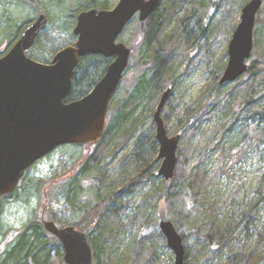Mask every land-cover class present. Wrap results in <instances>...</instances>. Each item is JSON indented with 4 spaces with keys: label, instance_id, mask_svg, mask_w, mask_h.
Instances as JSON below:
<instances>
[{
    "label": "rangeland",
    "instance_id": "obj_1",
    "mask_svg": "<svg viewBox=\"0 0 264 264\" xmlns=\"http://www.w3.org/2000/svg\"><path fill=\"white\" fill-rule=\"evenodd\" d=\"M58 1L0 0V49H5L11 39L15 43L26 26L40 13L50 18L49 25L42 32V38L27 52L28 56L35 60L44 58L48 62L44 59L37 61L51 63L59 49L74 44L77 39L73 30L79 13L78 4L65 0L67 9L63 10L55 5ZM118 1L109 0L111 8ZM249 1L180 0L176 18L164 30L167 35L164 38L163 34L161 42L157 37L149 39L143 34V29L149 30L150 24L141 22L138 14L119 36L118 41L131 49V58L113 96L114 102L111 100L112 108L116 101L121 102L131 96L139 77L153 66L149 61L151 56L165 59L166 65L174 66L170 75L164 77L166 87L175 88L162 115L163 118L168 117V120L164 119L168 133L181 135L175 175L178 171L187 174L198 165L206 176L202 184L186 195L185 201L172 199L174 203L171 204L160 199L157 189L160 182L145 176L154 173L161 180L165 179L157 175L161 165L158 159L159 143L157 151H154L149 145L151 142H147V129L151 127L153 117H145L133 137L119 135L103 144L97 156L101 168H105L106 185H101V193H106L108 186L120 191L124 184L134 182L119 196L117 207L120 214L114 235L104 244L105 248L98 241L102 253L119 254L131 261L136 256V243L146 237L147 228L143 229V225L149 222L150 227L160 230L159 224L156 228L155 223L160 222V213L164 212L167 215L164 219L170 220L181 235H189L185 245L191 251L197 245V232L222 231L239 225L241 227L236 229L238 232L235 234L234 254L238 256L239 252L256 250L259 256L264 255V195H257L264 183V137L257 134L255 120L247 121L243 116L235 129L222 140L223 149H215V143L224 129L222 106L226 91L236 87L244 94L248 84L239 78L221 86L217 90V98H209L227 66L229 43L241 22L242 9ZM252 59L264 62V0L256 15L253 49L248 63ZM261 80H264V75L256 85L251 86L252 93L264 88ZM160 94L154 103L153 113ZM142 108L140 104L138 112ZM199 108L203 112L202 126L199 129L188 127L185 132L183 128L190 115ZM260 108H264V100L260 102ZM142 143L144 147L140 149ZM95 144L55 149L29 168L23 186L13 196L0 199V257L13 246L18 234L36 216L42 220H53L59 226L73 225L84 219L86 209L96 203L98 185L90 180L83 185L76 183L74 188L79 196L73 200L67 197L70 188L67 181L78 173L82 162L95 152ZM143 172L145 175H142ZM172 181L173 178L168 184ZM175 189L179 190L178 187ZM154 203L155 207L152 206ZM84 232L88 236V232ZM149 250L143 252L139 264L153 258L151 264L175 263L174 252L168 245L160 247V255L152 258ZM206 258L203 263L214 264L213 261L206 262ZM52 264H59L58 257L54 256Z\"/></svg>",
    "mask_w": 264,
    "mask_h": 264
},
{
    "label": "water",
    "instance_id": "obj_2",
    "mask_svg": "<svg viewBox=\"0 0 264 264\" xmlns=\"http://www.w3.org/2000/svg\"><path fill=\"white\" fill-rule=\"evenodd\" d=\"M160 2L119 0L110 9L81 11L73 30L75 43L60 49L51 63L27 54L49 24L42 13L0 56V198L11 194L25 172L55 149L68 144H94L103 138L111 100L131 58V49L118 38L137 14L141 21L147 20ZM262 2L250 0L242 9L241 22L229 43V60L219 79L221 85L236 81L249 69L256 15ZM88 54L113 60L88 94L67 102L75 70ZM171 92L172 86L162 92L153 113L161 160L157 175L165 180L175 176L181 140L180 134L168 133L162 115ZM43 224L61 242L66 264L93 263V248L83 230L74 225L59 226L45 218ZM159 227L174 252V264H185L183 236L170 220L162 219Z\"/></svg>",
    "mask_w": 264,
    "mask_h": 264
},
{
    "label": "trees",
    "instance_id": "obj_3",
    "mask_svg": "<svg viewBox=\"0 0 264 264\" xmlns=\"http://www.w3.org/2000/svg\"><path fill=\"white\" fill-rule=\"evenodd\" d=\"M73 1L78 4L77 10H79V13L90 8H111L109 0ZM178 4H180V0H161L160 6L150 15L147 20H145L146 22L143 21L144 24H150L149 30H146L145 28L143 29V34H146L149 39H154L157 37V39L161 42L162 39H164L167 35V33L164 34V30L176 18V8L178 7ZM55 5L60 9H67L65 8V0H60ZM154 27L157 29L155 30ZM42 35L43 33L39 36L36 43L40 38H42ZM11 36L15 37L16 35L12 34ZM13 44L14 42L11 39L5 49H0V56L5 54ZM42 59L44 58H38L37 60ZM112 60L113 58H108L101 54H88L82 57L77 69L75 70L72 82V90L69 96L66 98V101L68 102L77 100L88 94L97 84V82L104 76L107 67L112 62ZM44 61L48 62L47 59H44ZM149 61L153 66H151V68L148 70L146 69L139 77L131 96L121 102L116 101L113 105V108L111 103L113 104L114 99L112 98L113 102L111 101L110 103L107 129L103 138L96 142L95 152H93L91 156L89 155V157L82 162L78 168V173L75 176L69 178L67 181L70 183L67 197H70L73 200L77 199V196H79V193L76 192L74 188L76 183L83 185V183H86L87 180H90L98 185L99 192L97 193L96 203L86 209L85 216L83 217L84 219L82 221L73 223V225L78 229L88 232V239L93 246L94 264H139L142 260V255L145 250L150 249L149 251H151L153 254L151 256L152 258L153 256H159V248L166 247L167 245L166 238L164 237L162 231L155 230L153 227H150L151 224L149 222L148 224L143 225V229L145 227L147 228V230H145L146 237L139 243H136V256L132 258L131 261H129L128 258L126 259V257H121L119 254L116 255L115 253H102L103 250L98 243L100 240L104 247V244L107 243L114 235V227L118 223L120 214V208L117 207V204L119 203V196H121V193L129 189L130 184L134 182L130 181L127 183V185L124 184L120 191H116L114 188H110L108 186L106 192L107 194L101 193V185H106L104 178L105 168H101V163H99V160L97 159L98 153L104 145L119 135L129 138L133 137L138 126L142 125L143 121H145L144 118L153 117V107L156 98L161 91L163 92L168 87H166L167 82L164 81V77L166 75H170L174 67L171 65H166L165 59H162L159 56H151ZM154 66L155 70H153ZM262 75H264V62L261 60L259 61L252 59L249 63L248 71L240 77V79L242 78V80L248 84L245 93L243 94V92L239 91V89L236 87H234L232 91H226V95H224V104L222 106L225 114V122L223 123L224 129L221 138L215 143V149H223L222 140L227 133H230L235 129V127L240 123L241 117L243 116L244 120H255L257 134H259L261 138L264 137V108H260V102L264 100V88L257 93H252L250 90L258 83ZM261 81L264 82V80ZM227 84L228 83L221 85L218 82L209 98H217V90L221 86H226ZM174 88L175 87H172L171 96L174 93ZM161 95L162 94H160V97ZM140 104L143 105V108L141 109V112H138V107H140ZM219 104H221V102H219ZM202 113L203 112L201 108L195 110L190 115V118L183 130L187 132L188 127L199 129L203 124L201 122ZM164 119L165 121L168 120L167 115L164 116ZM155 126L156 125L153 119L151 127L147 129L146 135L147 139L149 140L147 142H151L149 144L150 147L152 146L153 150L157 151L158 142L156 139ZM70 145H72V147L80 146V144H68L63 145V147H69ZM143 147L144 144L142 147H140V149ZM132 153L135 155V151ZM28 170L25 172V174L28 172ZM25 174L17 188L11 194L3 196L2 198L13 196L17 189L23 186ZM142 175H145V173L143 172ZM145 176L148 179L155 178V180L160 182V186H157V189L160 191V199L166 200L168 203L173 204L174 202L172 199L181 198L183 201H185L187 198L186 195H188L190 191L193 192L195 188L198 187V184H202L204 182L206 174L202 172L200 167L197 165L192 167L187 174L178 171L171 184H168V181L171 180H161L160 178L156 177L154 173H150L149 175ZM137 180H135V183ZM180 185H182V188H180ZM176 187H178L179 190L175 189ZM257 193V195L261 197L264 195V183L259 187ZM152 206L155 207L156 203L152 204ZM166 217L167 215L164 212L160 213L161 220ZM242 220L245 221V219ZM159 223H155L156 228H158ZM238 227L241 226L236 225L232 228H229L228 230L222 231L208 230L203 233L197 232L199 238L194 251H191V249L185 245V264H205L203 263V260L206 257H208L206 258V262L213 261L214 264H264V255L259 256L256 250H252L250 252L245 251L242 253L239 252L238 256L237 254H234L236 253L234 243L235 234L238 232V230H236ZM182 236L184 238V244L188 243L189 235ZM104 255H106V257H103ZM54 256L58 257L59 264H66L61 242L56 236L49 233L45 229L43 220L36 216L31 221V223L26 225L24 229L18 234L13 246L8 249L3 256L0 257V264H52ZM154 259L155 258L144 263L151 264Z\"/></svg>",
    "mask_w": 264,
    "mask_h": 264
},
{
    "label": "flooded vegetation",
    "instance_id": "obj_4",
    "mask_svg": "<svg viewBox=\"0 0 264 264\" xmlns=\"http://www.w3.org/2000/svg\"><path fill=\"white\" fill-rule=\"evenodd\" d=\"M40 14H42V13H40ZM40 14H39V15H40ZM39 15H38V16H39ZM47 17H48V16H47ZM36 19H37V17H36V18H35V19H34L29 25H31L33 22H35ZM48 19H49V18H48ZM29 25H28V26H29ZM28 26H27V27H28ZM27 27H26V28H27ZM26 28H25V29H26ZM42 32H43V31H42ZM41 34H42V33H41ZM41 34H40V35H41ZM40 35H39V36H40Z\"/></svg>",
    "mask_w": 264,
    "mask_h": 264
}]
</instances>
